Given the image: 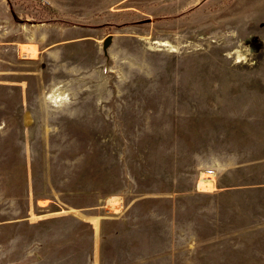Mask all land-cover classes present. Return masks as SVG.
I'll list each match as a JSON object with an SVG mask.
<instances>
[{
	"label": "rangeland",
	"instance_id": "rangeland-1",
	"mask_svg": "<svg viewBox=\"0 0 264 264\" xmlns=\"http://www.w3.org/2000/svg\"><path fill=\"white\" fill-rule=\"evenodd\" d=\"M0 264H264V0H0Z\"/></svg>",
	"mask_w": 264,
	"mask_h": 264
},
{
	"label": "crops",
	"instance_id": "crops-1",
	"mask_svg": "<svg viewBox=\"0 0 264 264\" xmlns=\"http://www.w3.org/2000/svg\"><path fill=\"white\" fill-rule=\"evenodd\" d=\"M205 178H208L207 175L206 176H201L199 181H198V186L200 187H210L211 186V181L210 183H205L204 180L206 181ZM210 178V176H209Z\"/></svg>",
	"mask_w": 264,
	"mask_h": 264
},
{
	"label": "water",
	"instance_id": "water-1",
	"mask_svg": "<svg viewBox=\"0 0 264 264\" xmlns=\"http://www.w3.org/2000/svg\"><path fill=\"white\" fill-rule=\"evenodd\" d=\"M110 42V35H108L104 41V44H108Z\"/></svg>",
	"mask_w": 264,
	"mask_h": 264
},
{
	"label": "bare ground",
	"instance_id": "bare-ground-1",
	"mask_svg": "<svg viewBox=\"0 0 264 264\" xmlns=\"http://www.w3.org/2000/svg\"><path fill=\"white\" fill-rule=\"evenodd\" d=\"M207 177H208V178H205L206 181L204 180V182H205V183H210V180H211V179L209 178V176H207Z\"/></svg>",
	"mask_w": 264,
	"mask_h": 264
}]
</instances>
